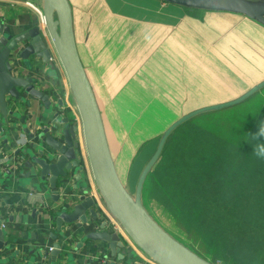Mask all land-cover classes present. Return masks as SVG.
Here are the masks:
<instances>
[{
    "label": "crops",
    "instance_id": "1",
    "mask_svg": "<svg viewBox=\"0 0 264 264\" xmlns=\"http://www.w3.org/2000/svg\"><path fill=\"white\" fill-rule=\"evenodd\" d=\"M248 1L264 5V0ZM67 3L76 51L100 112L116 172L122 158H132L121 167L130 194L131 186L136 191L143 168L172 123L196 109L234 100L264 81V24L245 14L200 8L195 0ZM0 25L8 26L12 34L35 25L44 28L42 0H0ZM51 53L52 61L40 64L35 83L50 105L21 91L22 100L14 102L18 108L15 125L7 129L0 115V221L4 233L0 264H87L89 259L93 264H155L129 239L99 195L76 102L58 57ZM26 64L20 61L17 66L33 75ZM261 88L234 106L196 114L195 124L188 122L174 134L180 137L182 131L199 127L210 136L243 145L264 120ZM55 113L76 126L83 178L69 179L65 190L56 182V194H52L49 182L24 167L16 151L30 141L29 133ZM139 155L146 156L140 160L135 179L132 172ZM86 183L87 195L97 200L95 224L77 228L74 222L58 230L55 219L64 198L75 196ZM71 186L77 189L73 191ZM103 224L119 235L121 247L111 250L107 243L84 239Z\"/></svg>",
    "mask_w": 264,
    "mask_h": 264
},
{
    "label": "water",
    "instance_id": "2",
    "mask_svg": "<svg viewBox=\"0 0 264 264\" xmlns=\"http://www.w3.org/2000/svg\"><path fill=\"white\" fill-rule=\"evenodd\" d=\"M195 6L242 13L264 24V5L260 3L248 0H195ZM42 13L44 28L35 25L26 32L12 34L8 26L0 25V115L5 121V127L9 129L15 125L18 108L14 102L22 100L21 91L25 95L38 97L45 106L50 105L48 96L37 89L35 83L41 70L40 64L47 65L51 62L53 51L65 72L76 102L93 182L102 201L120 223L125 234L155 264H212L175 240L150 216L140 197L143 181L159 158L167 136L177 126L200 112L239 103L264 86V81L234 100L196 109L172 123L162 134L155 152L143 168L133 197L116 172L100 112L76 51L67 0H42ZM20 61L27 62V68L33 75L22 72L17 66ZM40 86L46 88L44 83ZM29 139L27 144L17 149L16 154L31 173L39 176L40 180L49 182L52 194H56V182L65 190L69 179L79 181L83 178L81 144L77 138L76 126L68 117H60L59 113H55L46 124L40 125L34 133H29ZM71 189L74 191L77 187L71 186ZM88 190L86 183L78 188L75 196L66 195L55 219L58 230L62 229V225L74 222L77 228L95 224L97 200L87 195ZM104 227V224L99 226L96 233L85 235L84 239L107 243L111 250L121 247L119 235ZM3 240L0 221V247L4 244ZM80 246L81 243L78 247ZM93 249L95 252L98 250L97 247ZM93 263L94 260L89 259L87 264Z\"/></svg>",
    "mask_w": 264,
    "mask_h": 264
},
{
    "label": "trees",
    "instance_id": "3",
    "mask_svg": "<svg viewBox=\"0 0 264 264\" xmlns=\"http://www.w3.org/2000/svg\"><path fill=\"white\" fill-rule=\"evenodd\" d=\"M256 131H258L257 128ZM188 132L192 135L191 138L184 140L183 146H178L176 151L175 176H189L193 179L192 183L197 189L204 190V187L208 185L209 190L205 189L208 191L205 193L207 197L195 195L200 191L189 192L192 193V196L180 206H187L189 210L199 209L200 212L203 211L204 218L200 219L201 227H203V220L205 219L207 229L212 232L210 235L214 234L217 238L220 237L221 242L219 241V243L230 247L242 259L238 256L237 258L248 263H258L259 255L264 254V159L255 155L251 138L240 147L231 146L224 140L218 141L220 147L223 144L232 150H228L231 152V156L225 158L220 165L214 166L215 176H210L209 181L198 178L200 183L196 182V173L206 169L203 164L204 160L198 158L197 155L206 154L207 152L203 149H211L212 144H208L207 140L205 141V138L210 137V134L202 128L192 127ZM174 133L175 131H172L168 135L159 158L146 174L142 191L146 188L145 184L150 182L148 178L158 167L161 156L169 148L167 143L171 139L174 140ZM197 133L198 136L195 139ZM193 156L196 157L193 158ZM181 182H186V179H181L179 183ZM245 189L249 190L244 191ZM220 205L222 220L219 221V225L215 223L219 227L214 229L212 228V217H210L214 215V212L211 210L213 207L218 209ZM215 219L218 220L216 217ZM230 237L233 243H229Z\"/></svg>",
    "mask_w": 264,
    "mask_h": 264
},
{
    "label": "rangeland",
    "instance_id": "4",
    "mask_svg": "<svg viewBox=\"0 0 264 264\" xmlns=\"http://www.w3.org/2000/svg\"><path fill=\"white\" fill-rule=\"evenodd\" d=\"M261 89L264 90V86ZM195 118L196 115L191 117L190 119H187V121L180 124L173 131H177L181 128H184L185 126L183 125H185L188 122L194 123L197 120ZM181 133L182 134H180L181 135L180 137H176L175 135L174 140L171 139V141L167 143V146H169V148L164 153V155L161 156V159L158 163V167L149 176L148 180H150V182L145 184L146 187L145 190L143 191L141 190L142 192L140 197L142 199L144 208L164 231H166L179 243H181L186 248L190 249L192 252L202 257L209 263L264 264V254L259 255L260 258L258 263H248L242 261L241 260L242 258L238 254H235L230 247L219 243V241L221 242L220 237L217 238L216 235L214 234L210 235V233L212 232H209V230L207 229L205 219L203 220L204 221L203 227H201L200 219L204 218L203 211L200 212L199 209L189 210L187 206L186 207L180 206L182 203L190 199V197L192 196L191 195L192 193L189 192L192 191L195 193L196 191H200L197 192L195 195H203L207 197L205 193H207L208 191H205V189L209 190L208 185L204 187V190L197 189L195 185L192 183L193 179L190 178L189 176L188 177L175 176V171H176L175 159L177 157L176 151L178 150V146H183L184 140H189L192 136L188 131H182ZM199 135H201V133H199ZM197 136L198 133L195 135L194 138L196 139ZM206 140L208 141V144L209 143L212 144V148L209 150L208 148L206 150L203 149V151H206L207 153L203 155H197L198 158H202L204 160L203 164L206 167L205 170L198 172L195 175L196 177L195 181L199 183L200 180L198 178H204L209 181L210 176L212 175L215 176L214 166L223 163L225 158H229L231 156V152H229L228 150L232 151L231 149L225 147L222 143L220 147V143L218 141L224 139L218 137L215 134L213 136L206 137L205 141ZM224 141L228 142L229 144H231V146L234 147L242 146L241 144L237 143L238 140L237 142L236 141L234 142L232 140H224ZM150 142H154V141H150ZM111 151L113 152V149H111ZM127 152H130V150ZM127 156H125L120 160L121 164H117L118 165L117 173L123 185L125 182V185L128 186V183H126L127 178L125 177V179H122V175L124 174V172L121 171V167L125 163L130 164L132 161V158L127 161L126 159ZM145 156L146 155H139L138 161L134 166V171L132 172L133 175L132 178H135L140 172L139 169L142 166V165L140 166L141 163L140 160L144 159ZM194 157L196 156H193V158ZM130 176H131V172H130ZM181 179H186V182L179 183ZM200 185L203 186V184ZM131 187H130L131 194L134 197L135 191L132 190ZM126 190L128 191L127 187ZM247 190L249 189H245L244 191ZM211 211L214 212V215L210 217H212V228L215 229L216 227H219L216 226V224L219 225V221L222 220L221 218L222 216L220 214V211H222L221 205L218 209L213 207ZM215 217L218 218V220H216ZM229 243H233L231 237L229 238ZM223 249L226 251L227 254ZM237 256L241 259L237 258Z\"/></svg>",
    "mask_w": 264,
    "mask_h": 264
},
{
    "label": "clouds",
    "instance_id": "5",
    "mask_svg": "<svg viewBox=\"0 0 264 264\" xmlns=\"http://www.w3.org/2000/svg\"><path fill=\"white\" fill-rule=\"evenodd\" d=\"M257 129L258 131L250 134L254 144L253 151L258 158L264 159V120L257 123Z\"/></svg>",
    "mask_w": 264,
    "mask_h": 264
},
{
    "label": "built area",
    "instance_id": "6",
    "mask_svg": "<svg viewBox=\"0 0 264 264\" xmlns=\"http://www.w3.org/2000/svg\"><path fill=\"white\" fill-rule=\"evenodd\" d=\"M115 219H116V218H115ZM116 221H117V219H116ZM117 223L119 224L120 227H122L118 221H117ZM114 227H116V224L114 225ZM48 249L51 250V247L48 248Z\"/></svg>",
    "mask_w": 264,
    "mask_h": 264
},
{
    "label": "bare ground",
    "instance_id": "7",
    "mask_svg": "<svg viewBox=\"0 0 264 264\" xmlns=\"http://www.w3.org/2000/svg\"><path fill=\"white\" fill-rule=\"evenodd\" d=\"M185 1V0H184Z\"/></svg>",
    "mask_w": 264,
    "mask_h": 264
}]
</instances>
